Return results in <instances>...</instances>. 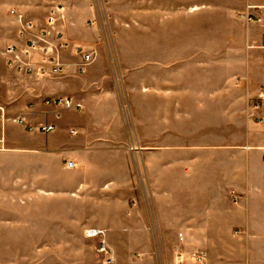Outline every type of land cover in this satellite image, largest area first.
I'll list each match as a JSON object with an SVG mask.
<instances>
[{
  "label": "crops",
  "instance_id": "0c3cea01",
  "mask_svg": "<svg viewBox=\"0 0 264 264\" xmlns=\"http://www.w3.org/2000/svg\"><path fill=\"white\" fill-rule=\"evenodd\" d=\"M245 1L242 17L228 5L195 4L190 9L226 12L235 27L223 45H233L236 52L204 49L173 59V196L166 199L173 207V222L172 214L168 220L163 215V184L160 176L155 179L161 167L151 168L145 161L146 155L157 152L127 150L128 142L160 139L139 132V119H124L122 96L107 88L103 75L96 77L97 65L78 70L80 58L72 59V47L82 44L71 41L62 53V76L44 79L10 69L2 51L11 75L35 81L24 89L12 88L21 97L2 105L7 115L56 126L44 144L25 156L49 161L57 154L59 169L70 176L61 180L45 166H26L27 180L8 183L10 189L26 193L0 197V237L10 239L9 252L17 239V259L0 264H102L98 239L89 237L88 229L105 231L115 262L126 248V262L133 264L134 255L153 248L161 247L163 255L165 244L159 238L168 236L172 223L173 237L184 243L178 251L188 260L203 251L206 264H264V99L259 97L264 79L256 84L252 62L253 47L264 48V11L249 10L259 20L245 16L249 6H264V1ZM241 37L247 42L246 53L237 47ZM187 43L177 33L173 36V47ZM50 85L63 89H49ZM73 85L79 88H70ZM49 97H70L83 107L47 106L44 100ZM6 126L0 123V135L5 131L2 141L13 147L2 154L21 168L23 164L14 162L21 157L17 146L30 137L17 139ZM31 138L42 141L37 134ZM139 155L144 169L139 162L132 165L131 158ZM68 161L75 166L69 168Z\"/></svg>",
  "mask_w": 264,
  "mask_h": 264
},
{
  "label": "rangeland",
  "instance_id": "374dc122",
  "mask_svg": "<svg viewBox=\"0 0 264 264\" xmlns=\"http://www.w3.org/2000/svg\"><path fill=\"white\" fill-rule=\"evenodd\" d=\"M245 3V0H240V3L238 0H0V104L10 106L18 96L21 97L12 88L24 89L35 83L31 78L11 75L4 64L2 51L18 37L19 24L16 23L18 19L14 15L17 17L21 14L26 20L41 22L51 7H63L65 19L62 27L65 35L70 41L82 44L87 50H96L95 61L87 68L89 70L91 66L97 65L96 77L103 75L107 88L122 96L121 108L124 111V119L130 122L140 120L139 132L144 131L148 137L156 135L160 139L141 143L131 141L127 143V150L134 152L145 148L146 152H157L146 155L145 161L151 168L161 167V173L157 174L155 179L160 176L163 184L161 196L163 215L168 220V216L172 214L173 222V207L170 208L166 200L170 198L168 195L173 196V59L204 49L223 51L226 48L223 43L225 39L230 38V33L235 27L228 14L222 13L223 10L211 12L204 9L190 12L193 5L217 7L228 5L229 8L234 6L230 12L233 13L235 10L236 16L242 17L240 14L243 13ZM176 33L182 39L188 40V43L191 41V44L173 47V36ZM207 37L209 39H206ZM242 38L239 41L240 46L237 47H242L241 52L246 53L247 42H243ZM225 50L227 53L236 52L233 51V45ZM252 55V62L256 65L253 79L258 85L264 79V48L253 47ZM76 56L72 59L77 60L79 56L77 58ZM263 86L264 84L260 88ZM53 88L63 89L59 85H50L49 89ZM70 88L77 89L79 86L73 85ZM25 99L28 100L26 97ZM6 116L8 117L7 112ZM102 117L104 116L101 115L99 118ZM9 118L13 117L9 116L6 121L0 120L1 124H7L8 133L11 132L17 139H27V135L30 140L26 141L27 144L25 142L24 145L17 146L21 148L18 151L21 152L19 153L21 157L14 159V162L18 165L23 164V167L18 168L11 163L9 156L4 157L2 154L8 153L13 145L2 141L5 131L1 130L0 163H4L0 164V197L12 195L16 198L25 197L26 191L10 189L8 183L27 180L26 166L40 168L45 166L57 179H67L70 174L59 169V155L51 154L49 161L40 157L25 156L28 150H36L38 146L44 144L48 135L29 131ZM132 133L135 139L136 131ZM36 134L42 141L32 140V135ZM35 159H38V162H34ZM131 161L132 165L141 163L140 166L144 169L142 163L144 158L141 155L139 158H131ZM166 233L168 236L159 238V242L163 241L165 244L163 255L159 252L161 247L153 248L151 253L139 257L134 255L133 264H139L138 259L141 260V264H192L187 257H183L182 262L179 260L178 250L184 243L179 241L178 237H173V223L172 228ZM103 237L108 242L106 235ZM97 239L99 243V238ZM9 241L6 236L0 237V261L17 259L14 254L17 239H13V252H9ZM24 241L23 238L22 242ZM126 261L127 252L126 248H123L118 253V261L114 264H128Z\"/></svg>",
  "mask_w": 264,
  "mask_h": 264
},
{
  "label": "built area",
  "instance_id": "2783aa9c",
  "mask_svg": "<svg viewBox=\"0 0 264 264\" xmlns=\"http://www.w3.org/2000/svg\"><path fill=\"white\" fill-rule=\"evenodd\" d=\"M256 9L264 11V6L248 7L245 14L248 21L259 20V18L249 10ZM19 31L15 42L8 44L4 50L7 66L17 73L28 75L36 79L55 78L62 76L65 71V62L62 53L72 46L71 41L65 35L62 24L65 19L64 9L60 6L51 7L46 17L41 22L26 20L19 14ZM262 47H264V34L262 37ZM75 55L79 56L80 61L77 64L78 70L84 72L96 58L95 49H86L82 45L72 47ZM264 99V87L259 96ZM44 103L47 106L64 107L66 109H82V104L70 97L46 98ZM59 116V114L57 115ZM9 117V116H8ZM5 109L0 105V120L6 121ZM15 123L24 126L29 131L41 133H51L56 126L53 124H33L26 120L24 116L9 118ZM74 133V131H72ZM69 168L75 166L73 161H68ZM87 235L91 238H99L97 252L101 255L104 264H114L115 254L103 235L104 230L88 229ZM179 260H184L183 255H179ZM192 264H206V253L196 251L190 257Z\"/></svg>",
  "mask_w": 264,
  "mask_h": 264
}]
</instances>
